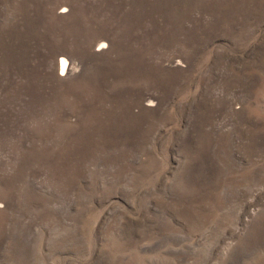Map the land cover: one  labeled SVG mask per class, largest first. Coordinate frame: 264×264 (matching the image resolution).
<instances>
[{
  "label": "rangeland",
  "instance_id": "374dc122",
  "mask_svg": "<svg viewBox=\"0 0 264 264\" xmlns=\"http://www.w3.org/2000/svg\"><path fill=\"white\" fill-rule=\"evenodd\" d=\"M0 264H264V0H0Z\"/></svg>",
  "mask_w": 264,
  "mask_h": 264
},
{
  "label": "bare ground",
  "instance_id": "6f19581e",
  "mask_svg": "<svg viewBox=\"0 0 264 264\" xmlns=\"http://www.w3.org/2000/svg\"><path fill=\"white\" fill-rule=\"evenodd\" d=\"M60 66L63 70V73L67 74L69 71V65L67 63V60L64 57L60 60Z\"/></svg>",
  "mask_w": 264,
  "mask_h": 264
}]
</instances>
